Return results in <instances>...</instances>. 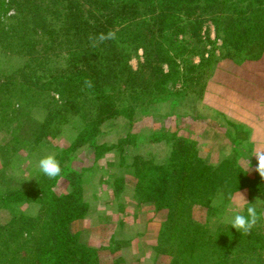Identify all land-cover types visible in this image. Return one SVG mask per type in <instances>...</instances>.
I'll use <instances>...</instances> for the list:
<instances>
[{"label":"trees","instance_id":"16d2710c","mask_svg":"<svg viewBox=\"0 0 264 264\" xmlns=\"http://www.w3.org/2000/svg\"><path fill=\"white\" fill-rule=\"evenodd\" d=\"M12 4L18 14L7 29L0 26V44L8 56L21 58L22 65L8 74L0 70V130L10 135L2 147L6 155L59 133L74 113L73 105L63 99L73 95L94 110L95 120L87 123L94 129L116 115L130 120L134 111L130 99L156 105L193 92L214 115L196 119L213 118L216 125L226 126L234 145H241L240 135L229 126L243 123H234L203 101L207 85L195 22L203 15L212 19L223 44L242 55L245 69L253 74L242 87L254 91L247 100L264 105V53L253 55L264 51V0H0V24ZM109 30H118V42L108 40L93 48L89 36ZM130 46L141 50L140 70L145 75L141 82L129 81L123 71L122 50ZM197 55L199 62L193 61ZM86 78L93 83L91 89L84 87ZM222 87H226L222 96H242V90ZM38 110L41 118L35 115ZM127 128L118 143L94 145V156L118 148L125 163L127 150L133 149L130 164L138 175L137 206L164 213L174 263L264 264L262 211L257 210L261 218L246 236L230 224L211 230L192 215L194 205L210 202L222 190L262 188L259 173L251 175L238 163L235 147L217 164H209L194 142L166 129L147 136L149 143L162 142L168 148L159 162L151 152H139L145 134L131 132L129 124ZM92 133L81 130L70 146L58 151L61 174L44 175L37 188L3 187L5 173L0 170V208L9 212L0 223V264H94V250L81 242L75 227L88 209L82 176L69 167L77 148L93 140ZM59 178L67 180L68 188L57 193L52 188ZM29 201L40 204L37 214L19 209Z\"/></svg>","mask_w":264,"mask_h":264},{"label":"rangeland","instance_id":"374dc122","mask_svg":"<svg viewBox=\"0 0 264 264\" xmlns=\"http://www.w3.org/2000/svg\"><path fill=\"white\" fill-rule=\"evenodd\" d=\"M14 14H18V10L12 4L7 14L1 18L2 29H7L13 23L11 17ZM195 22L199 28L197 49L204 61L203 82L206 79L207 85L203 101L226 113L234 123H243L237 127L229 126L230 131L235 130V134L240 135L241 145H234L227 135L226 126L216 125L213 118L196 119L198 115L209 118L214 115L204 109L200 98L193 92H187L176 101L169 99L159 101L156 105L130 99L134 107L130 120L116 115L95 125L94 129L87 126L88 122L95 120L94 110L91 112L88 109L89 105L84 104L81 96H76V99H73L74 95L72 98L66 97L63 100L73 105L74 113L59 133L32 140L23 149L10 151L7 155V150L2 147L7 145L10 135L4 129L0 130V170L5 173L2 186L8 184L22 189L37 188L38 182L43 179L44 174L38 168V160L42 156L56 154L70 146L83 129L87 133L94 131L91 134V145L87 143L77 148L69 162V167L82 176L84 200L88 203L85 216L75 223V227L80 232L81 242L94 250L91 255L94 264H177L172 261L174 247L170 241V232L167 234L164 213L137 206L134 186L138 175L130 164L133 149L127 150L129 155L124 157L125 163L120 158L118 148L103 150L98 158L94 156V145L118 143V139L125 135L128 124L131 132L145 134L144 145L138 148L139 152L144 155L151 152L157 161L163 160L168 148L162 142L149 143L147 136L168 129L176 130L183 139L194 142L199 155L209 164H217L235 147L238 151V163L251 175L257 172L258 162L254 154L258 150H264V121L262 123L257 116L260 110L255 111L254 106L241 100V97L221 95L226 90L222 86H231L242 90V96L246 99L252 97L254 91L242 87L245 82L254 78L253 74L245 69V63L240 60L242 55L223 44L216 24L209 16L203 15ZM2 45L0 44V70L3 74H8L22 65V59L8 56L2 50ZM122 52L121 60L125 66L123 71L127 79L141 82L145 78L140 70L143 61L141 50L130 46L124 47ZM262 53L264 51H255L253 55L262 56ZM200 58L197 55L193 61L199 62ZM241 72L247 76H243ZM181 86L179 84L177 88ZM195 86L198 88L200 84ZM76 106L78 109H75ZM35 115L38 118L43 116L39 110ZM14 124L9 127L13 128ZM261 185V191L257 192L241 189L236 192L222 190L213 194L210 202L193 206V218L213 230L220 223L230 224L238 205L245 204L262 211L264 220V177ZM67 188V180L59 178L52 189L60 193ZM39 208L40 204L36 201L19 205V209L33 215L38 213ZM8 216V210L0 208V223Z\"/></svg>","mask_w":264,"mask_h":264},{"label":"clouds","instance_id":"9594fccd","mask_svg":"<svg viewBox=\"0 0 264 264\" xmlns=\"http://www.w3.org/2000/svg\"><path fill=\"white\" fill-rule=\"evenodd\" d=\"M118 30H109L107 33L101 32L96 35H90L89 40L93 48L105 41L112 40L118 42ZM84 87L91 89L93 83L90 79L84 80ZM257 158L256 171L261 177H264V150H258L254 154ZM39 170L49 178H55L61 174V165L56 154L48 153L38 160ZM260 214L253 205H238V210L235 211L230 219V226L235 228L241 235H249L254 226L260 220Z\"/></svg>","mask_w":264,"mask_h":264},{"label":"crops","instance_id":"0c3cea01","mask_svg":"<svg viewBox=\"0 0 264 264\" xmlns=\"http://www.w3.org/2000/svg\"><path fill=\"white\" fill-rule=\"evenodd\" d=\"M241 100L248 101L245 96H241ZM248 103H251L254 106V110L255 111H259L260 110L259 114L257 116L259 117L260 121L263 123V121H264V105H262L261 103L258 104V102H250V101H248Z\"/></svg>","mask_w":264,"mask_h":264}]
</instances>
